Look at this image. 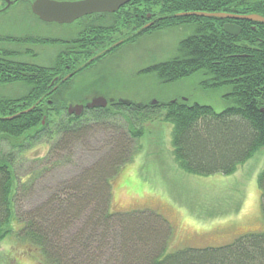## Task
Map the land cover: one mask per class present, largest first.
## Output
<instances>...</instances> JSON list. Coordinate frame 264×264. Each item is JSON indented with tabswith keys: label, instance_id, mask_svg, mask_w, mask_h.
Segmentation results:
<instances>
[{
	"label": "trees",
	"instance_id": "1",
	"mask_svg": "<svg viewBox=\"0 0 264 264\" xmlns=\"http://www.w3.org/2000/svg\"><path fill=\"white\" fill-rule=\"evenodd\" d=\"M138 2L141 15H155V10L161 15L172 14L147 32L143 33L141 29L140 37L150 31L165 29L171 26L169 24L172 21L194 25L193 31L180 41L175 56L148 67L145 74L154 73L160 82L170 84L200 73L204 78V89H230L224 95L227 106L216 112L210 106L174 100L158 101L154 105L131 102L129 106L119 104L113 110L122 117L128 116L130 120L136 118L138 123L164 111L161 120L172 125L173 156L183 172L198 176L233 174L239 165L264 147L263 26L254 31L248 28L232 37L221 31L223 20L179 17L176 14L234 12L248 15L261 12L262 0ZM140 23H143L142 18ZM3 69L0 67L1 71ZM8 71L10 78L6 82H20L28 91L26 95L6 103L0 101V138L4 136L11 141L8 153L0 150V241L13 235L35 249L46 264H77L74 260L68 261V253H75L76 247L80 248L86 258V262L79 264H264V231L242 234L233 242L218 248L184 249L167 254L164 241L168 237L165 230L168 224L158 212L110 211L112 179L128 163V159L123 160L122 153L125 151L122 150H131L132 147L131 161L135 148L129 139L138 141L145 132L142 126L136 127L133 124L128 131H124L123 126L117 123L98 124L112 137L110 143L114 151L108 161L103 164L98 162L83 170L72 183L58 186L56 192L18 216L15 210L19 202L18 188L30 191L44 174L29 173L28 179L23 182L17 177L15 156L21 150L18 148L19 140L24 136L27 142H31L32 136L35 139L38 133L48 129L47 126H52L45 103L50 102L52 107L49 110L59 113L65 112L67 105L56 99H42L39 95L45 93L52 78V69L28 66L26 75H23V67L12 65ZM1 82L4 80L1 79ZM123 105L127 106L125 111L122 110L125 108ZM31 107L33 110L21 113ZM96 110H102L104 114L112 111L110 106L92 111L84 108L83 116ZM84 117L66 116L67 122L59 129L60 137L51 145L45 160L62 156L71 150L75 141L82 138L85 128L91 123L82 122ZM257 185L264 220V168L258 174ZM82 192L88 195L78 199L77 195ZM113 245L119 247L116 254L126 253L125 257L115 259ZM127 248L129 252H126ZM3 260L7 261V255Z\"/></svg>",
	"mask_w": 264,
	"mask_h": 264
},
{
	"label": "rangeland",
	"instance_id": "2",
	"mask_svg": "<svg viewBox=\"0 0 264 264\" xmlns=\"http://www.w3.org/2000/svg\"><path fill=\"white\" fill-rule=\"evenodd\" d=\"M155 12L158 15L157 10ZM129 19L131 18H128V23ZM122 28L124 30L112 40L129 33L125 30L126 26ZM187 32L191 33L190 30L173 33L167 28L151 32L140 37L136 45L124 46L122 54L118 52L115 56L114 54L110 55L102 63L103 66H96L92 69L90 76L102 67L106 72L109 69L113 72L111 77L118 79H121L122 73L126 69L143 70L135 81L136 94L123 101L134 104H150L158 101L179 100L190 104L198 103L210 106L214 111L220 112L227 106L224 95L230 91L228 87L204 89L202 84L204 78L200 73L170 84H164L158 80L154 73L145 74L144 72L148 67L166 62L170 54L175 55L180 41L188 36ZM103 48L94 50L92 54L98 53ZM27 59L30 57L27 56ZM33 61L37 63V60ZM43 64L47 65L46 61ZM88 73L85 76L73 78L71 83L75 87L82 84V88H85V82L90 77ZM8 83L0 85V101L6 103L8 100H14L27 94L28 88L24 84L20 82ZM62 101L65 106L72 107V114H69L68 110L60 113L51 111L49 107H52V104L45 103L48 107L46 109L47 116L52 122V126H47L48 129L38 133L35 139V136H32L31 142H27L24 136L19 140L20 147L18 148L21 150L15 156L17 177L23 182L28 179L27 174L29 173L31 175L44 173V176L42 175L34 183L30 191L18 188L20 191L19 202L15 209L18 216L56 192L58 186L62 187L63 184L72 183L74 178L84 172L83 170H87L98 162L103 164L108 161L114 151V147L112 150L110 143L112 137L99 125L117 123L123 126L124 131H128L133 124L136 127L142 126L145 132L138 141L129 139L130 144L135 148L131 161L129 158L133 154L132 147H130L131 150H127L129 148L121 149L122 152L125 151L122 153L123 160L128 159V163L122 166L112 179L110 211L151 210L158 212L168 224L165 230H167L169 238L167 237L164 241L167 254L184 249L218 248L233 242L242 234L264 231L260 193L257 185L258 174L264 168V147L245 163L239 165L231 175L198 176L187 174L175 162L171 146L172 125L161 120L164 118V111H159L154 117L150 116L151 119L138 123L136 118L130 120L128 116H126L127 118L122 117L119 112L113 109L106 114L102 110H96L92 114L88 113L85 117L82 110L79 115H76V106L83 102L78 99ZM84 102L89 103L91 100L87 99ZM124 107L122 110L125 111L127 106ZM93 109L88 110L92 111ZM66 116L67 118L84 117L82 122L91 123L85 128V132L81 135L82 138L75 141L71 150L60 157H50L45 160L51 145L60 137L59 129L63 128L61 125H65L67 122ZM8 144L10 146V140L4 136L0 138L2 152H9ZM58 158L61 159L58 160ZM112 175L113 172L110 173V176ZM87 195L86 192H82L77 195V198H85ZM72 203L75 204V201ZM139 218L141 217L139 216ZM151 228L154 226L151 225ZM113 249H115L113 252L115 259L125 257L126 253L116 254L119 249L118 245ZM74 252L68 253V261L74 260L77 264L86 262L79 247H76ZM104 253L106 256L107 249L104 250ZM6 255L7 261L5 262L3 258ZM0 264L46 263L28 243L12 235L10 238L7 237L0 241Z\"/></svg>",
	"mask_w": 264,
	"mask_h": 264
},
{
	"label": "flooded vegetation",
	"instance_id": "3",
	"mask_svg": "<svg viewBox=\"0 0 264 264\" xmlns=\"http://www.w3.org/2000/svg\"><path fill=\"white\" fill-rule=\"evenodd\" d=\"M36 1L0 0V67L5 69V71L4 69L0 70V80H4L0 85L9 84L6 82V79L10 78L9 66L23 67V75H26V67L28 66L49 68L52 69V78L45 93L41 95L42 99L59 101L78 99L83 102L80 103L83 106H85L84 101L87 99H105L107 101L105 108L110 106L111 109H115L119 107V104L129 106L130 102L123 100L136 94L135 81L143 70L126 69L122 73L121 79L111 77L113 72L109 69L106 72L104 67L91 76L90 73L96 66H103L102 63L110 55L114 54L115 56L118 52L122 54L124 46L136 45L140 40L141 29L143 33L147 32L152 27H157V24L164 18H170L172 14L161 15L157 11L158 15L156 12L155 15L152 13L141 15L138 0H129L113 13L86 14L67 21L44 20V18L33 13L32 7ZM50 1L72 3L84 0ZM43 12L46 11L42 10ZM59 12L62 15L68 14L66 13L67 10H60ZM180 14L176 15L181 17ZM222 14L241 16L240 13L234 14V12ZM252 14L259 15L264 19V0H262L261 12ZM128 18H131L129 23ZM141 18L142 24L140 23ZM220 20H223L220 29L224 34L225 24H230L229 26L234 28H231L232 30H238L236 36L248 28L254 31L261 26H263L261 29L264 34V23H249L250 21L242 23V20L230 19ZM169 25L171 26L167 27V30L173 33H183L187 30L191 32L194 27L193 24L177 21H172ZM123 26H126L125 30L129 33L112 40L124 30ZM151 32L153 31L145 33L144 36ZM100 48L103 49L92 54L94 50ZM27 56L30 59H27ZM169 56L174 57L175 55L170 54ZM33 60H37V63ZM45 61L47 65L43 64ZM87 73L90 77L85 82V88H82V84L75 87L71 83L73 78L85 76ZM97 108L104 107H95L94 110Z\"/></svg>",
	"mask_w": 264,
	"mask_h": 264
},
{
	"label": "water",
	"instance_id": "4",
	"mask_svg": "<svg viewBox=\"0 0 264 264\" xmlns=\"http://www.w3.org/2000/svg\"><path fill=\"white\" fill-rule=\"evenodd\" d=\"M129 0H84L81 2H72V3H64V2H55L50 0H37L32 7L33 13L39 15L44 20H55V21H63V20H73L78 18L79 16L93 13H113L118 10L122 5L126 4ZM42 10L46 11L42 13ZM67 10V15H62L59 11ZM180 16H195L202 18H218V19H230V20H246L250 22H259L264 23L263 17L250 14V15H227L222 13H203V12H187L181 13ZM230 24H225V34H229L232 36H236L238 34V30L234 29ZM232 28V29H231ZM129 102V101H126ZM107 101L105 99H93L91 102L86 103L85 106L78 105L76 106L75 114L79 115L82 112L83 108L92 109L95 107H105ZM156 102L150 103V105H154ZM32 109V108H31ZM31 109H28L22 113L28 112ZM69 114H72V107H67ZM12 117H8L7 119H11Z\"/></svg>",
	"mask_w": 264,
	"mask_h": 264
}]
</instances>
